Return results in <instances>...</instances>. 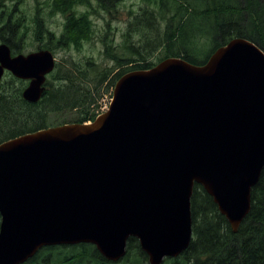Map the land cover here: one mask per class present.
<instances>
[{
	"label": "water",
	"instance_id": "water-1",
	"mask_svg": "<svg viewBox=\"0 0 264 264\" xmlns=\"http://www.w3.org/2000/svg\"><path fill=\"white\" fill-rule=\"evenodd\" d=\"M55 57L10 56L37 103ZM264 169V52L245 38L203 65L168 58L122 76L109 110L0 144V264H25L43 248L93 244L110 262L137 239L149 264L177 258L193 240L195 185L236 233Z\"/></svg>",
	"mask_w": 264,
	"mask_h": 264
},
{
	"label": "trees",
	"instance_id": "trees-1",
	"mask_svg": "<svg viewBox=\"0 0 264 264\" xmlns=\"http://www.w3.org/2000/svg\"><path fill=\"white\" fill-rule=\"evenodd\" d=\"M124 0H35L32 12V24L25 9V0H0V38L3 41L27 42L31 25L34 26L35 42L41 48L81 51L85 43L91 42L96 33L92 15L100 13L114 14ZM160 8V14L142 9L135 15L131 11L128 29L123 34L121 46L113 45L109 32L102 39L105 55L115 64L101 68L89 62L90 71H81L80 66L58 65L55 73L56 83L47 84L48 89L43 99L37 104L26 102L22 98L23 88L16 83L10 89L0 92V144L40 130L63 123L49 124L47 118L63 110H73L72 120L64 123H85L94 120L96 114L90 113L85 104L96 94L101 97V88L109 81L106 90L114 87L126 73L133 70H147L156 65L150 61L159 51L164 56L159 62L169 57H181L195 65L206 63L211 54L225 46L234 38H245L264 51V0H245L240 8L237 0H192L195 5L183 0L178 8L192 13L185 23L174 26L168 22L166 29L157 30L152 41L149 33L153 32L159 19H166L170 11L169 0H147ZM190 5V6H189ZM197 7L201 10H197ZM87 8V11H81ZM64 16V26L60 34L50 31L45 14ZM92 13V14H91ZM135 15V16H134ZM159 15V16H158ZM245 15L248 21H245ZM199 16L203 17L198 21ZM213 22L211 23V21ZM243 21V23H240ZM199 22V23H198ZM195 30V31H194ZM140 32L141 43H134L133 36ZM179 34V35H178ZM178 35V36H177ZM206 38V39H204ZM213 40L215 43L209 56L199 60L197 55L203 51L201 41ZM209 41V43H210ZM70 68L82 75L85 83ZM121 70L114 75L115 70ZM7 82L4 86L7 88ZM108 84V83H107ZM97 99H91L95 104ZM85 108V111L84 109ZM251 210L240 225L238 232H233L227 219L221 215L213 199L202 186L194 187L191 198L193 220V240L190 247L180 256L165 260L164 264H264V169L260 181L251 192ZM1 222V215H0ZM148 257L141 250L136 239H129L126 257L119 263L105 260L93 245L48 247L40 250L25 264H147Z\"/></svg>",
	"mask_w": 264,
	"mask_h": 264
},
{
	"label": "rangeland",
	"instance_id": "rangeland-1",
	"mask_svg": "<svg viewBox=\"0 0 264 264\" xmlns=\"http://www.w3.org/2000/svg\"><path fill=\"white\" fill-rule=\"evenodd\" d=\"M25 9L26 14L28 15L29 19L31 18V21L29 22L32 24V18L33 14L32 12H35L34 5H35V0H25ZM45 0H41V2H44ZM185 3H190L191 5H195L194 1L192 0H183ZM238 5L240 8L245 6V0H237ZM169 7L170 11L166 13V19L162 20L159 19L157 22L160 23V25H156V28L153 29V32L149 33V41H152L154 39V36L156 33L155 31L159 30H164L167 27L168 22L171 21V18H174L172 20V23L174 26H177L178 23H185L187 19L193 15L192 13H187L184 8L180 10L178 13V8L182 4L180 0H169ZM190 6V5H189ZM142 9L146 10L148 12H154L155 14L158 13L160 14V8L156 6L155 4H151L147 0H124L118 7V11L114 14H106L100 13V15H92L91 19L93 20L94 25L96 26V33L94 35V38L91 42L85 43L81 51H76L74 49L72 50H57L55 55L57 58V63L58 65L61 66H70L74 63L80 66L81 71H90V66L89 62H92L96 65H99L101 68L105 67H113L114 62L109 60L108 57L105 55V46L102 43V39L104 36L109 32V39H113V45L115 46H121L123 43V34L127 32L128 29V21L129 18L132 19V15H130V12L133 11L135 12V15L138 13H142ZM82 10V8L80 9ZM197 10H199V13L201 10L197 7ZM92 14V13H91ZM134 15V16H135ZM159 16V15H158ZM46 21L48 22L49 27L51 30L56 31V34H60L61 31L63 30L64 26V17L59 15L55 17H48L47 13L45 14ZM203 17L199 16V19H197L199 22L202 21ZM245 21H248V17L245 15L244 17ZM198 22V23H199ZM213 20L211 21V23ZM240 23H243V21H240ZM195 31V30H194ZM179 35V34H178ZM177 35V36H178ZM144 38L143 35L140 34V32H137L133 38L132 41L134 43H141L139 42L140 39ZM206 39V38H204ZM203 40V39H202ZM208 40H203L201 41V46L203 47V51L200 52L197 55V58L199 60H204L209 56V51L213 48L214 42L213 40L210 41L209 43ZM41 46V43L39 44L38 42H35L34 39V26L31 25L30 32H29V37L27 40V52H34L37 51V48ZM163 50H159L153 58L150 59L152 63H159V59L164 56L162 53ZM76 76H79L81 81L85 83V80L81 77L76 69L70 68ZM121 70V68H118L115 70L114 75L118 73ZM52 80V79H50ZM11 81L10 78H8L5 82ZM108 80L104 86L101 88V97L97 96L96 94H92L90 96L91 99L96 98L97 102L95 104L90 103L91 99L89 102L85 104V107L90 111H94L96 108L99 107V104L102 103L104 100L103 99H108L111 98L110 93L114 90V87H110L108 90H106L107 85H109ZM53 83H56L55 80L52 81ZM108 83V84H107ZM59 86V82L56 83ZM85 111V108H82ZM75 115V112L73 110H68L65 109L63 112H58V113H53L51 114L48 118L47 121L49 124H54V123H64V122H69L72 120L73 116Z\"/></svg>",
	"mask_w": 264,
	"mask_h": 264
},
{
	"label": "flooded vegetation",
	"instance_id": "flooded-vegetation-1",
	"mask_svg": "<svg viewBox=\"0 0 264 264\" xmlns=\"http://www.w3.org/2000/svg\"><path fill=\"white\" fill-rule=\"evenodd\" d=\"M2 44H6L9 47L10 56L12 58H15V57L20 56V55L27 56V55H30L31 53H37L39 51L45 50V49L41 48V46H39L37 48V51L27 52L26 51L27 50V42H25V43H23L22 41H10V42H7L6 41L5 42V41H3L0 38V45H2ZM8 78L11 79V81H7V82H10V84H7V88L2 87V86H4L7 83L5 81ZM50 79H55L54 73H52V74H50V75L47 76V82H46L45 86L47 85V83L49 82ZM16 83H19L20 84L19 87H22L23 88L22 98H23V100H25L24 97H23V93H24L25 89L29 86V84L31 83V80H26V79L18 78L16 76H14L11 72L7 71V70L4 72V75H3V78H2V83L0 85V92L4 91L5 89H10L13 86H16ZM46 90H47V86H46ZM46 90L43 93L42 99L45 96ZM26 102H28V101H26ZM29 103H31V102H29ZM31 104H33V103H31ZM34 104H37V103H34Z\"/></svg>",
	"mask_w": 264,
	"mask_h": 264
}]
</instances>
